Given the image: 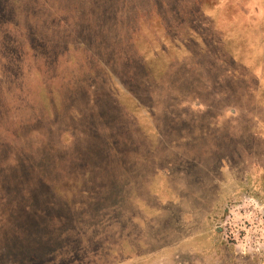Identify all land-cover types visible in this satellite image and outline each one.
Wrapping results in <instances>:
<instances>
[{
    "label": "rangeland",
    "instance_id": "374dc122",
    "mask_svg": "<svg viewBox=\"0 0 264 264\" xmlns=\"http://www.w3.org/2000/svg\"><path fill=\"white\" fill-rule=\"evenodd\" d=\"M0 264H264V0H0Z\"/></svg>",
    "mask_w": 264,
    "mask_h": 264
}]
</instances>
